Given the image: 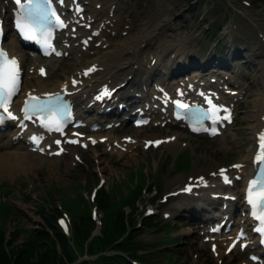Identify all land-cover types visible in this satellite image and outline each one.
<instances>
[{"label":"rangeland","instance_id":"1","mask_svg":"<svg viewBox=\"0 0 264 264\" xmlns=\"http://www.w3.org/2000/svg\"><path fill=\"white\" fill-rule=\"evenodd\" d=\"M156 1L160 6L161 3L169 5V0H131L129 3L128 0H121L120 10L124 11L123 14L135 10L134 12L136 14L133 18V30H136L139 27V22L143 21L141 15H144L142 11L145 6L150 3L148 7L150 12L154 9L152 5H154ZM173 1L176 2V8L173 11V14L178 15L183 12V18L187 21L188 19L190 20L187 22L189 23V28H191V30L195 29L193 34L197 35L194 37L192 36L193 40H191L190 44L195 48V44H197V51L201 58H203L205 51L209 52L212 49L214 43L217 44V59L212 61L214 63H226L228 60L227 57H231V54H233L231 51H229V53L227 52L228 47L237 48V52L240 53V55L245 56L237 60V66L241 67V72L247 74L244 84L249 87L246 96L239 102L235 125H232L227 129L223 136L209 141L211 144H204L189 136L180 137L179 140L187 143L184 148H186L191 155L188 156L190 157L188 160L189 163L184 165L179 161L174 162L173 158L180 153V149H176V146H173L170 149L161 147L156 150L150 149L148 152L134 148L119 159L102 153L100 149H91L82 153L85 162L82 166L85 173L81 172L80 167H75L71 172L72 169H70L71 165L69 163L71 162L70 158H67L56 165L52 160L36 162L40 167L34 171L32 169L12 170L10 167L7 171L6 169L0 168V182L4 183L12 181L10 183L12 186V194L10 191L8 201L14 203L19 207L18 209H20L16 211L15 216L10 215L9 217H5V231H11L13 227H16L17 225L26 229L27 227L36 228L41 226V224H44V221H42L43 218L41 217V220L39 217L40 214L36 211L37 204L42 205L45 209L50 208L52 212L53 210L49 206H59L60 210H64L67 214L68 219H73L71 209L66 207L67 201L81 196L83 202L79 201L77 205L88 206L90 212V206L94 205L92 198H90V193L95 190L98 199L101 190L107 191L112 188L113 183L118 182L119 180H121V182L125 181L128 177V173H133L134 169L137 168L141 169L139 172L144 174L145 182L148 184L147 186L143 185V187V179L140 178V181L142 182L138 188L139 192L135 199V201L138 199L136 213L139 214V220L145 216L143 215L145 206H158V212L149 215V217H155V221L158 225H163L165 223L166 225L159 230H155L156 226L145 227L144 229L142 228L143 230L141 232H137V229L134 228L136 229V233L133 235V241L138 244H145L148 248L153 249V251L148 252V255L146 256L149 260H154L157 258V255L159 257L158 260L163 261V264H210L211 262L212 264H217L216 259L211 258L206 249L202 250L201 253L199 252L197 241L198 234L195 232V230L198 229V226L195 227L193 224L195 219L181 215H175L174 217L171 215L177 211V206H187L186 203L191 206L193 204L191 198L187 196H177L175 198H168L166 202H159L156 198H160L167 192L181 187L184 178L187 176H193V174L201 173L203 170L208 171L217 164H228L231 161L239 159L240 156L244 154L242 149L248 142V136H250V129L248 128L249 122L247 121L248 118H246V115L249 112L251 98L258 89L256 85V83H258L256 68L258 67V64L264 68V45L261 43L262 41L256 34L255 30L260 29L264 33V19L261 17L262 23L257 26L259 28H254L249 26L247 21H244L245 18L242 17V15L257 19H259L260 14L264 16V0H193L190 4H188L186 0ZM126 2L127 4L124 5ZM246 3H248V5H245ZM140 10L141 15H139ZM152 14L161 17L163 15L166 16L169 12L167 10L163 12L152 11ZM229 22H233V25L237 29L228 25ZM117 38L119 39V37H116L113 39V42H115ZM157 131V129L153 131H147L145 129L135 131L131 128L128 130L123 128L122 130H118L116 135L125 132L139 138H146L152 137ZM233 139H235L234 142ZM220 145L224 146V148H221ZM0 151H2V149H0ZM225 156H230V159H226V161ZM97 161L99 162L101 171H98L99 169L96 168L97 166L95 163ZM146 163H148V165H146ZM28 170L34 172L33 176L29 175ZM98 173L104 177L105 182L100 179ZM155 179L161 188L157 193H155V189L152 187V185H155ZM133 180V182H126L127 185L121 187L122 194H126L129 189L133 190L136 188V180L139 179L135 178ZM101 181L103 182L100 184ZM70 183H73L74 185L83 184L84 186H77V189H75L76 192H74V189L67 190V197L61 196L60 193L56 192L53 193V199H47L46 196H44L45 187H62L67 186ZM22 185L26 187L21 188ZM4 190H7V188L4 187ZM21 195L26 196L27 199H22ZM152 196H154V198L151 200ZM113 197L116 200L118 199V195ZM134 206L136 205L134 204ZM142 207H144V209H142ZM59 208H57L58 213H60ZM163 211H168L170 215L168 217H163ZM184 214L187 213L184 212ZM52 215V222L55 225L56 220L54 214ZM149 217L147 218L149 219ZM90 219L91 222L94 223L91 216ZM167 224L170 225L171 228H169ZM96 228H100L101 230V225L98 227L92 226L90 231L97 232ZM48 230L50 233H53L50 228ZM73 233V229L69 231L71 237H73ZM61 234L63 235V233ZM4 236L5 233L3 237ZM24 236H26V230L18 234L15 238L16 240H14L15 243L21 241ZM171 237H180V245L176 244L171 246L170 250L173 251V253L167 251L159 253L158 250L162 249V247L170 242L164 239H169ZM54 247L58 253L61 251V247L56 241ZM89 248L91 247H88V250ZM141 248L142 247H140V249ZM141 251L142 250H140V252ZM182 251L185 252V254H183ZM113 252L120 253L124 257L126 255L133 256L123 250H121V252ZM113 252L110 249H103V247L90 251L91 254L97 255V264H99V258L101 255L111 254ZM134 255L137 254L135 253ZM223 263L239 264L238 258L231 255L228 257L225 256Z\"/></svg>","mask_w":264,"mask_h":264},{"label":"bare ground","instance_id":"2","mask_svg":"<svg viewBox=\"0 0 264 264\" xmlns=\"http://www.w3.org/2000/svg\"><path fill=\"white\" fill-rule=\"evenodd\" d=\"M169 5L161 3V6L158 4L156 1L153 6V12L157 11H168L169 14L166 16L163 15L161 17H157L156 15L152 14V11L149 12V4L148 3L142 13L144 14L142 16L143 21L139 22V27L136 30H131L127 32V34L124 37H120L117 39L111 47L106 48V50L103 51L101 56L94 57L90 61L92 64H97L100 66L102 69L98 72V76L95 77V80H103L106 77L109 78V80H113L117 78V83L120 82V80H126V77L128 74H136L138 72H143L148 75L153 74L156 72L157 69L160 68L157 67L152 68L150 67L149 63L151 58L154 55V48H157L159 44H164L165 47L169 50H171V54H174L175 57L173 60H167L169 63L177 64L176 58L177 57H182V59H185V57H196L197 56V49L188 46L186 43L191 39L193 36V32L195 29L191 30L189 28V23L183 18V12L179 13L178 15H174L173 11L175 10L176 2L173 0L168 1ZM3 8V6L0 5V9ZM155 10V11H154ZM89 12L92 15H96L98 12L95 10H89ZM179 16V17H178ZM173 17V19H172ZM253 17V16H252ZM262 15H259V19L257 18H252V25H260L262 23L261 20ZM157 19V20H156ZM250 19H248L249 21ZM157 21V22H156ZM190 20H188L189 22ZM120 23L119 19L115 20V23L113 24L114 27ZM158 34V36H156ZM159 36H164L163 38H159ZM102 43H104L102 41ZM10 49H14V41L12 39H9L8 41ZM143 48H147L152 54L150 55V58L148 59V63L146 64L144 61H140L138 58L140 56V52ZM153 48V49H150ZM231 51L232 56L240 54L238 53L237 48H231L228 47L227 52L229 53ZM13 53H17L16 51ZM162 59V55L157 54L156 55V61L160 62ZM45 61L46 59H42ZM135 64L138 66V69L134 70ZM76 63H70L68 69L64 66H59V73L58 75H61L64 79H68V73L72 74L75 70L79 69L76 67ZM159 65V64H157ZM257 69V79L258 83H256L258 89L257 92L253 94V97L251 98L250 104H249V112L246 115L248 123V128L250 129V136H248V142L245 144L243 147V152L244 154L240 156L239 159L236 161H233L232 163H241L242 167L240 168V171H238V175L241 177V189H243L244 185V180L245 177H247L248 173L250 172V164L252 160V155L255 150V133L262 127V122L260 121V118L264 115V68L258 64ZM134 75H132L133 78ZM217 80L223 79V75L220 73L216 74ZM60 79V78H59ZM58 78L51 79V81H57ZM128 81V80H127ZM62 81H57L55 82L50 90H56ZM116 83V84H117ZM129 85H137L136 81H130ZM30 86H40L38 83L35 85L29 83L28 81L24 82V89H27ZM234 89V88H231ZM85 89L84 91H86ZM82 92L80 95L76 96V102L78 103V107L81 106V101H82ZM120 94V92L118 93ZM81 112V111H80ZM83 114L86 115L87 117H92L95 113L89 109H86L83 111ZM141 129L135 131H140ZM16 132L15 129H9L7 131V135L9 137L8 140H6L3 143H0V147L6 148L9 144H13V149H2L0 151V168L6 169L7 171L9 170V167L12 170H26L27 168H30L29 162H33L34 160L38 162H43V158H38V155L35 153L30 152L27 149V146L22 142V141H17L13 142L11 140V136ZM174 136L178 138V136L175 132ZM158 137V136H155ZM165 137V136H163ZM174 137L173 140L170 141L168 138H163V147L166 149H170L173 146H176V149L178 147L183 146L180 142L174 141L176 138ZM111 138V137H109ZM113 139V138H112ZM235 139H233L234 142ZM176 144V145H175ZM221 148H224V146L220 145ZM230 163V164H232ZM97 166L96 168L99 169L98 171H101V168L99 166V162L97 161L95 163ZM35 169H38V165L34 164ZM223 166H219L218 164L208 170L209 172L211 170L213 171H218V169ZM217 169V170H216ZM207 171V170H206ZM207 171V172H208ZM204 170L202 171V173ZM208 172V173H209ZM201 173V175H202ZM98 175L104 179V177L98 173ZM200 175L197 174V176ZM205 175V172L203 173V176ZM236 185V182L232 187ZM207 190V189H206ZM230 191V190H227ZM214 193V191H208L207 193ZM231 192V191H230ZM203 200H206L208 204H211V201L208 198H204ZM196 200L194 201V203ZM214 201H212L213 203ZM232 203V202H231ZM231 205V204H230ZM233 205V204H232ZM197 206H203L202 203H197Z\"/></svg>","mask_w":264,"mask_h":264},{"label":"trees","instance_id":"3","mask_svg":"<svg viewBox=\"0 0 264 264\" xmlns=\"http://www.w3.org/2000/svg\"><path fill=\"white\" fill-rule=\"evenodd\" d=\"M186 1L190 2L191 0ZM188 156H190V154L187 151L182 152L179 156V162L183 165L189 163L188 160L190 157ZM135 178L139 179L136 180V188L133 190L129 189L126 194H122L121 187L126 186V182H133V179ZM141 182L139 172L138 174L129 172L125 181L121 182V180H119L118 182L113 183L112 188L107 191L101 190L97 203L104 211V218L101 224V230H99V235L95 234L88 241V247H91L88 251H93V249L99 247L119 252L123 250L143 262H148L144 255H140L136 252L140 247L145 246L133 241V235L136 233L137 228H128L125 223L126 215L123 210V206H129L133 208V210L135 209L134 201L139 192L138 188L140 187ZM77 186L80 187V184L74 185L73 183H70L67 186L62 187L54 186L48 191V198L52 199V195L55 192L60 193L61 196L67 197V190L74 189V192H76L75 189H77ZM116 195H118L117 200L113 197ZM79 201L83 202L81 196L67 201L66 204V207L71 209V215L73 217L72 222L74 233L72 246L68 244L65 237L53 224V215L46 212L40 204H37V212L43 218L45 226L44 224H41V226L36 228L27 227L25 229L24 227L17 225L11 230L10 238L4 242L5 217H9L10 215L15 216L16 209L8 202L3 203V205L0 206V264H65L66 260H70L75 256L76 251L82 252L86 247L85 240L90 235L92 222L88 206H78L77 204ZM51 209L55 213H58L55 206H52ZM146 224L151 225L152 221L146 219ZM49 228L54 233H52L53 235L49 232ZM24 230H26V236H24L18 243H15V238ZM55 241L58 242L61 247L60 253H58L54 247ZM135 253L137 255H134ZM99 264L130 263L122 254L113 252L111 254L101 255L99 258Z\"/></svg>","mask_w":264,"mask_h":264},{"label":"snow or ice","instance_id":"4","mask_svg":"<svg viewBox=\"0 0 264 264\" xmlns=\"http://www.w3.org/2000/svg\"><path fill=\"white\" fill-rule=\"evenodd\" d=\"M50 0H43L44 4L49 3ZM17 5H21V0H15ZM28 8L25 9V14L28 19V22H17L16 27L19 29L20 33L27 39H36L37 33L43 30L45 23L49 22V14L44 10L43 5L40 0H27ZM23 9L24 6L21 5ZM52 16L56 14L51 13ZM59 21V17H57ZM62 26V22H61ZM95 68L89 69L88 71H94ZM43 73V69H41ZM18 67L17 61L15 59H8L6 54L0 52V108H4V111L7 112L5 107V102L7 99L15 92L18 82ZM75 83V82H74ZM107 94V92H105ZM36 99V98H33ZM180 108H188L187 104L177 102ZM207 103L212 104L211 99H208ZM217 109L216 105H212V111ZM34 112H43V113H65L66 110L58 102H49L45 104H36L32 106ZM227 111V109H224ZM8 115L12 114L8 112ZM230 117H225L229 119ZM52 123L57 125L56 130L60 131L59 120L54 119ZM260 151L258 152L255 162L259 163L261 167V175L257 178H254L250 181L248 188V203L253 207V215L256 216L258 220L264 221V133H260ZM59 143V141H57ZM159 143V142H156ZM235 167H240L236 165ZM223 173L224 170H221ZM225 182H230L227 177H225ZM257 210H259V215H257ZM257 231L264 232V227L258 229Z\"/></svg>","mask_w":264,"mask_h":264}]
</instances>
